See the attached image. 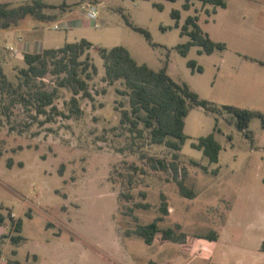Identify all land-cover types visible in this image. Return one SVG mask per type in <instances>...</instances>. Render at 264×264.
Here are the masks:
<instances>
[{"label": "rangeland", "instance_id": "374dc122", "mask_svg": "<svg viewBox=\"0 0 264 264\" xmlns=\"http://www.w3.org/2000/svg\"><path fill=\"white\" fill-rule=\"evenodd\" d=\"M0 1L15 6L32 0ZM67 1L74 2L70 11L46 9L58 13L51 19L28 15L13 28L0 29V63L12 83L0 82V264H264V125L254 115L249 136L223 108L264 113V0H226L227 6L216 12L200 0H191L190 9L184 8L185 0ZM91 3L97 5L99 26L68 23L72 17L81 20ZM173 9L181 10L179 26ZM124 13L148 29L156 45L129 25ZM190 14H198L202 29L226 48L207 54L195 45L182 55L178 44L189 37L181 35V26ZM81 38L106 47L124 45L138 62L154 69L167 65L176 81L188 83L221 112L191 108L188 138L175 159L176 151L152 143L148 131L140 135L121 122L122 110L130 105L117 89L125 85L104 80L103 58L92 48L91 61L99 68L88 80L94 99L80 94V114L45 121L21 94L29 97L38 87L57 88L55 105L68 113L73 92L59 85L64 74L53 72L32 87H20L26 62L9 45L23 48V41H30L43 49ZM189 59L197 60L203 71L193 72ZM213 131L221 143L218 162L192 146ZM181 179L194 197L181 194ZM162 194L169 213L159 224H180L177 231L187 234L184 242L147 243L134 233L139 223L161 214ZM139 202L150 207L138 208ZM18 218L23 219L24 238L14 243ZM213 230L217 239L200 237Z\"/></svg>", "mask_w": 264, "mask_h": 264}, {"label": "trees", "instance_id": "16d2710c", "mask_svg": "<svg viewBox=\"0 0 264 264\" xmlns=\"http://www.w3.org/2000/svg\"><path fill=\"white\" fill-rule=\"evenodd\" d=\"M200 1L203 5L212 4L214 6L212 12H216L217 7L227 6L226 0ZM154 5L161 9L163 7L161 3H154ZM56 7L64 8L65 3L55 5L45 0H32L14 6L9 2L0 1V29L13 28L28 15L38 20L51 19L53 15L45 10ZM184 8H191V0H185ZM123 15L129 25L135 30L142 32L150 43L156 45L148 29L132 23L125 13ZM171 15L175 19V25L179 26L181 10L173 9ZM198 20V14H190L186 17L181 26V35H187L189 40L178 44L179 52L186 56L190 48L195 45L200 46L198 49L199 53L211 54L217 49H225L226 43L214 40L208 32L202 29ZM92 48L97 49L103 58L105 66L104 80L111 85L121 80L125 85V88L117 89L119 93L128 96L130 105L129 109L122 110L121 122H128L130 130L133 132L137 130L140 135L148 131L152 143L165 144L176 151L174 153L175 159L179 157L183 144L188 138L185 132V125L186 117L189 115L191 108L193 106H201L208 111L221 112L220 107L213 101L201 98L196 91L191 89L188 83L176 81L168 73L167 65L160 69H154L147 63L138 62L124 45L106 47L96 45L87 38L66 42L60 47L44 48L24 53L26 66L20 69L22 81L19 86L32 87L35 81L38 79L43 80L50 72L64 74L59 80V85L70 88L73 92L68 113L59 110L55 105L58 93L57 88L49 90L44 87H38L33 93H29V97L21 94V98L26 104H32L37 114H44L45 121L53 120L56 115L71 117V115L80 114L82 109L78 95L81 94L83 97L94 99L88 80L93 78L99 68L96 63L91 61L90 50ZM187 65L193 72L203 71V66L199 65L195 59H189ZM0 82L3 86L12 85L1 63ZM223 108L237 117V127L241 130H246L249 136H251V132L248 126L254 115H259L264 125L263 112L233 105H224ZM140 124H142L141 128H139ZM216 130H219L218 120L216 121ZM192 146L202 150L210 162L219 161L221 143L216 138L214 131L200 136L198 141L192 142ZM157 162L165 166L162 160H157ZM193 162L200 164L197 160ZM203 167L207 170L206 166ZM213 172L217 174L219 169H214ZM178 185L183 196L194 197L196 195L193 190L185 185L184 180H178ZM161 196V214L146 224L139 223L134 233L143 237L147 243L167 240L184 242L187 239V234L184 231H177V229L181 228L180 224L175 227L160 226L159 222L163 219V215L169 213L167 197L165 194ZM136 206L138 208H148L150 203L139 202L136 203ZM3 220L4 216L0 213V221ZM15 231L18 234L11 235V240L14 243H19L24 238L21 234L23 231L22 218L16 220ZM200 237L212 240L217 239L218 234L213 230L206 235H200ZM261 247L264 251V242Z\"/></svg>", "mask_w": 264, "mask_h": 264}, {"label": "crops", "instance_id": "0c3cea01", "mask_svg": "<svg viewBox=\"0 0 264 264\" xmlns=\"http://www.w3.org/2000/svg\"><path fill=\"white\" fill-rule=\"evenodd\" d=\"M49 3H52V4H55V5H61L63 3H65V7L63 9H67L65 11H70V7H72V5L74 4V2H68L67 0H64L63 2L61 3H53V2H49ZM58 8V7H56ZM48 9H53V8H48ZM60 9V7H59ZM46 11V10H45ZM47 12V11H46ZM49 13V12H47ZM49 14H52V13H49ZM58 13H54L52 14L53 16L57 15ZM82 18L81 20L78 21V19H75L74 17H72V21H69L68 23L72 24V26H78V25H81V23H84V22H90L89 19L86 17V12L84 10V13L82 14ZM92 24V22H90ZM67 25V23H66ZM68 27V25H67ZM3 30H6V29H3ZM78 41V40H77ZM68 42H72V41H68ZM23 48H26L25 51H28V52H34V51H38V50H42V49H39L37 47H34V45L30 42V41H23V44H22ZM47 48H51V47H47ZM44 49V48H43ZM131 52V51H130ZM132 53V52H131ZM133 55V54H132ZM186 126V125H185Z\"/></svg>", "mask_w": 264, "mask_h": 264}, {"label": "built area", "instance_id": "2783aa9c", "mask_svg": "<svg viewBox=\"0 0 264 264\" xmlns=\"http://www.w3.org/2000/svg\"><path fill=\"white\" fill-rule=\"evenodd\" d=\"M87 10H86V17L89 19L90 22H92V24H94L95 26H99L98 21V10H97V5L96 4H88L87 6ZM55 28H60V25L56 24ZM9 49L12 51V53L14 55H23L26 52V48H17L13 45H9Z\"/></svg>", "mask_w": 264, "mask_h": 264}]
</instances>
